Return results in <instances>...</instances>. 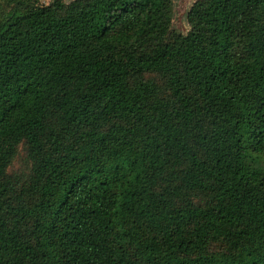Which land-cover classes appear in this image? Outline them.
<instances>
[{
  "label": "trees",
  "instance_id": "trees-1",
  "mask_svg": "<svg viewBox=\"0 0 264 264\" xmlns=\"http://www.w3.org/2000/svg\"><path fill=\"white\" fill-rule=\"evenodd\" d=\"M0 0V264H264V0Z\"/></svg>",
  "mask_w": 264,
  "mask_h": 264
},
{
  "label": "rangeland",
  "instance_id": "rangeland-1",
  "mask_svg": "<svg viewBox=\"0 0 264 264\" xmlns=\"http://www.w3.org/2000/svg\"><path fill=\"white\" fill-rule=\"evenodd\" d=\"M42 3H49L52 0H39ZM69 2L71 0H63ZM195 0H173V16L171 27L173 30L186 33L189 29V25L186 18L187 10L189 9L192 2Z\"/></svg>",
  "mask_w": 264,
  "mask_h": 264
}]
</instances>
